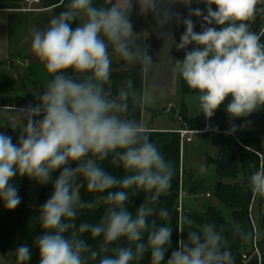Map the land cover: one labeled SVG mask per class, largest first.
I'll return each mask as SVG.
<instances>
[{
	"label": "clouds",
	"instance_id": "1",
	"mask_svg": "<svg viewBox=\"0 0 264 264\" xmlns=\"http://www.w3.org/2000/svg\"><path fill=\"white\" fill-rule=\"evenodd\" d=\"M137 2L141 14L151 13L163 29L173 18L181 20L171 5L190 6L192 0ZM198 2L206 6L207 14L189 8V15L202 17V31H194L190 18L183 19L186 31L175 46L178 50L195 47L185 52L182 61L176 60L174 71L198 93L199 112L206 118L213 117L225 101L230 117H248L264 107V30H251V23L264 16V0ZM132 7V0H113L106 6H97L94 0H69L46 27L33 28L30 38H25L50 79L39 104L21 108L15 115L22 130L18 141L13 143L11 136L0 133V200L6 209L14 210L21 203L18 189L10 183L14 177L47 184L61 170L53 181V194L37 216L43 231L33 241L39 264H88L97 257L98 264H134L146 252L151 264L165 261L173 228L149 218L169 216L166 208L157 210L154 205L171 188L173 165L150 140L145 126L124 116L130 96L135 97L131 79L117 94L111 91L113 55L151 64L145 47H134V37L139 35L129 18ZM234 131L235 127L226 134ZM108 158L127 174L117 177L97 162ZM81 177L89 192L106 193L101 200L107 207L98 223H76L78 210L93 206L81 201L75 184ZM249 187L264 198V168L251 173ZM132 190L146 194L134 215L128 207ZM185 224L191 226L193 221L182 218L179 232H184ZM222 233L214 223L188 231L187 241L178 242V250L171 252L166 264H235ZM233 233L245 240L251 237L238 224L233 225ZM86 237L101 240L98 250ZM121 239L128 242L126 246L110 247ZM32 249L19 246L14 251L17 264H28Z\"/></svg>",
	"mask_w": 264,
	"mask_h": 264
},
{
	"label": "trees",
	"instance_id": "2",
	"mask_svg": "<svg viewBox=\"0 0 264 264\" xmlns=\"http://www.w3.org/2000/svg\"><path fill=\"white\" fill-rule=\"evenodd\" d=\"M13 3H20L24 6L25 0H9ZM40 4L45 8H53V16L58 15L61 11L67 8L69 0H39ZM97 6H106L110 3L107 0H94ZM215 10V6H212ZM189 8H199L203 13H206V6L199 3L198 0H192L190 6L177 3L171 5V11L188 14ZM263 20L264 16H258L256 20ZM76 22L73 23L75 28ZM263 37H261L262 41ZM111 52V49H110ZM141 62V60H139ZM141 65V64H139ZM138 65V66H139ZM122 66V65H121ZM184 93H195L186 83L183 88ZM39 104L35 97L32 96L25 88L23 94L9 99L0 98V106H19L29 107ZM180 117L184 126L192 131H202L208 122L213 129L222 131L221 141L222 156L220 159H213L208 157L207 165L210 167L202 177H198L196 171H188L184 169L181 163V136L176 132H153L149 133L150 140L157 145L165 159L170 161L173 165L174 175L171 181V188L167 194L160 197L159 203L154 205L157 210L166 208L169 212L167 220H159L156 218L158 224L167 223L173 228L171 244L165 254V261L171 256V252L178 250V242L180 240L187 241V232L199 230L206 223H214L217 230L223 229V235L229 241L230 250L234 256L235 264H243V255H251L254 251L255 230L250 219V208L253 200V192L249 187V177L252 172L260 168V159L258 153L264 149V132L257 129H251L244 139V145H238L226 141L227 124H247L260 125L264 127V107L261 110L250 114L248 117L233 118L226 112V106L222 105L220 109L216 110L213 117L206 118L203 114L197 117L190 118L186 114L180 113ZM159 138V139H157ZM101 167L105 168L109 173L122 177L126 175L125 171L115 166L111 158L104 161H97ZM75 167V166H74ZM61 170L53 173L52 180L47 184H40L34 180L41 188V206L53 194V181L59 175ZM209 173H213L212 176ZM240 175L243 176V183L230 182L237 179ZM18 189V195L21 198V203L14 209L9 211L5 208L4 203L0 200V252L8 253L14 252L21 245L32 246V257L28 264H39L38 250L35 249L33 241L43 234L37 216L39 214V207L31 205L30 196V179L27 176L14 177L10 182ZM184 189L186 195H201L208 193L207 186H212V194L217 200V205L207 207L203 212H189L185 208L183 202V211L180 218L178 212V197L180 187ZM80 186L81 201L85 204H92V207H85L78 210L76 223L87 221L91 223H98L100 218L104 215L107 205H105L101 197L106 193L89 192L87 189V182L84 178H80L75 182ZM130 201L128 204L129 210L135 214L138 208L143 204L146 194L142 191L136 192L132 190L129 192ZM187 217L193 221L191 226L183 225V233L179 232L178 227L181 226L182 218ZM240 225L245 233L251 234L248 240L243 239L239 235H234L233 225ZM88 239V243L92 245L94 250H98L101 240ZM102 239V238H101ZM146 239V237H145ZM264 241V240H263ZM262 241V242H263ZM127 241L121 239L115 242L110 247L126 246ZM259 245L261 243H258ZM111 255V252L107 253ZM101 255H105L101 253ZM100 257L96 260H89L88 264H98ZM15 262L17 259L15 256ZM134 264H151L150 254L145 253L140 261Z\"/></svg>",
	"mask_w": 264,
	"mask_h": 264
},
{
	"label": "crops",
	"instance_id": "3",
	"mask_svg": "<svg viewBox=\"0 0 264 264\" xmlns=\"http://www.w3.org/2000/svg\"><path fill=\"white\" fill-rule=\"evenodd\" d=\"M107 2L111 3L113 0H107ZM172 12L180 14L181 20L179 23L173 18L163 29H159L156 23L146 33L140 35L139 44H134V47L140 46L141 50H143V46L145 47L147 55L151 58V64L136 60L126 67L124 61L119 62L113 59L110 77L112 82L111 91L114 95L117 94L124 86L125 81L131 79L135 97L130 96L129 98V108L124 114L126 118L142 123L148 133H180L181 131H187L186 138H191V141L187 142L185 140L181 145V163L184 169L191 172L196 171L197 173L195 160L190 158L191 144L194 142L193 137L195 135L202 137L206 134L212 136L217 143V157L213 159H220L222 156L221 141L223 139L220 136L222 131H216L207 122L205 129L200 133H196L186 128L182 122L180 113L186 114L190 118L200 115L198 102L195 99L198 93H184L185 82L174 69L176 60L182 61L185 52L193 50L195 45H189L186 50H178L175 45L180 43V37L186 31V27L182 22L183 19L190 18L195 25L194 31L196 32L202 31L201 25L204 24V21L202 17L190 16L189 13ZM52 17L53 8H45L41 4L24 7L20 3L0 0V98L9 99L13 96H19V94H23V88H25L39 102L38 97L43 94L44 86L50 76L43 64L31 53L30 39L25 40V38H30L33 28L42 29L46 27ZM210 26L219 30V26L215 24ZM251 30L255 32L264 30V21L258 19L252 22ZM161 31L165 35H160ZM168 35H171L173 40L169 38L166 41ZM223 105L226 106L227 101ZM8 107L11 108V111L8 110ZM21 108L24 107L0 106L2 111L11 115V120H13L12 117L17 120L16 125L18 127L15 129L5 130V128L0 127V133L11 136L13 143L18 141L22 131L19 128L21 122L15 117ZM36 119H42V115ZM240 125L243 124H227L226 133L229 129ZM247 126L250 127V130L257 129L264 132V127L260 125ZM227 135V143L236 140L241 144L242 139L235 132ZM261 153H264V149ZM204 155L207 157L204 170L208 171L210 167L207 162L208 157L211 156L207 153V150ZM260 168H264V162L260 163ZM204 194L202 196L186 195L184 199L185 207L189 205L191 208H197L196 203L203 198ZM208 194H211L210 191ZM250 219L254 226L259 254L251 255L243 264H264V198L257 195L253 196Z\"/></svg>",
	"mask_w": 264,
	"mask_h": 264
},
{
	"label": "rangeland",
	"instance_id": "4",
	"mask_svg": "<svg viewBox=\"0 0 264 264\" xmlns=\"http://www.w3.org/2000/svg\"><path fill=\"white\" fill-rule=\"evenodd\" d=\"M132 10L130 13V21L133 24V31L139 35V37H134V44H139V40L140 39V35L146 33V31L153 25H155L157 23L156 19L154 18V16L151 13H147V14H141L140 12V7L139 4L137 2V0H132ZM215 6V5H213ZM262 43H264V37L261 41ZM140 47V46H139ZM141 48V47H140ZM113 59L114 60H118L119 62L124 61L125 66H130L131 63H134L135 61L129 62V61H125L122 58L113 55ZM113 60V61H114ZM21 95V94H19ZM2 97V96H1ZM17 96H13L10 98H15ZM5 99V98H3ZM13 120H11V115L5 111H2L0 109V127L5 128V130L12 128L11 124H17V120L14 119V117H12ZM250 130V127H248L247 125H240L238 127H235V133L237 134V136L242 139L241 144L239 142H237L236 140H232L231 143H236L238 145H244V139L247 136L248 131ZM264 131V128H263ZM159 139V138H157ZM193 144L192 145V150H190V158L191 160H195V167L198 169L197 175L198 177H202L203 175H207L204 170V167L206 166V160L207 157L204 155L205 151L207 150V153L212 157V158H216L217 157V143L216 140L210 136L209 134H206L202 137L195 135L193 137ZM198 145V147H196ZM263 152V150L261 151ZM193 163V164H194ZM72 166H76L75 163L72 164ZM60 170V169H58ZM213 173H209V175L212 176ZM30 179V196H31V205L34 207H39L41 206V188L40 186L31 178ZM243 176L240 175L237 179L235 180H231L230 182H235V183H243ZM80 189V186H78ZM206 190H209L210 193L213 190L212 186H207ZM207 195V196H205ZM178 203V201H177ZM184 205V204H183ZM211 205H217V200L214 198L213 194H204L203 198L199 199L196 203V207L197 208H191L189 205H187L185 208L186 210H189V212L191 213H195V212H203L207 207L211 206ZM195 206V204H194ZM184 208V206H183ZM180 214V218L182 216V213ZM253 253V252H252ZM252 255V254H251ZM0 264H16L15 262V254L14 252H8V253H1L0 252Z\"/></svg>",
	"mask_w": 264,
	"mask_h": 264
},
{
	"label": "built area",
	"instance_id": "5",
	"mask_svg": "<svg viewBox=\"0 0 264 264\" xmlns=\"http://www.w3.org/2000/svg\"><path fill=\"white\" fill-rule=\"evenodd\" d=\"M33 4H40L39 0H25L24 3V7L26 6H31ZM196 133H200L202 131H195ZM188 134L187 131H181L180 132V136H181V145L182 143L186 140L187 142L191 141V138H186V135ZM259 159H260V163L264 162V153H258ZM186 197V192L184 191L183 187H182V183H181V187H180V191H179V197H178V212L182 213L183 211V202L184 199ZM255 254H259V249H258V245L256 242V239H254V251L252 253V255ZM251 255H243V262L247 261L250 258Z\"/></svg>",
	"mask_w": 264,
	"mask_h": 264
},
{
	"label": "water",
	"instance_id": "6",
	"mask_svg": "<svg viewBox=\"0 0 264 264\" xmlns=\"http://www.w3.org/2000/svg\"><path fill=\"white\" fill-rule=\"evenodd\" d=\"M81 178H83V177H81Z\"/></svg>",
	"mask_w": 264,
	"mask_h": 264
}]
</instances>
